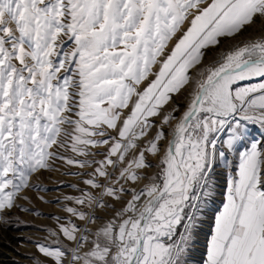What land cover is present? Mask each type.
<instances>
[{"label": "snow or ice", "instance_id": "6c2138e0", "mask_svg": "<svg viewBox=\"0 0 264 264\" xmlns=\"http://www.w3.org/2000/svg\"><path fill=\"white\" fill-rule=\"evenodd\" d=\"M247 125L264 136V0H0V225L50 190L34 177H78L49 264H189L221 163L202 264H264Z\"/></svg>", "mask_w": 264, "mask_h": 264}, {"label": "rangeland", "instance_id": "374dc122", "mask_svg": "<svg viewBox=\"0 0 264 264\" xmlns=\"http://www.w3.org/2000/svg\"><path fill=\"white\" fill-rule=\"evenodd\" d=\"M216 51L215 49L206 50L204 62H210L215 56ZM177 103H185L183 96L177 97ZM246 127L247 140L250 141L253 138L264 139V136L261 135L258 128L252 125H247ZM236 147L237 150H242L244 144H237ZM228 159L231 161L232 170H234L237 162L236 153H229ZM71 170L76 171L75 168ZM229 170L223 163L217 166V174L213 177L212 194L207 198V202L203 205V212L199 216L202 223H198L196 233L193 237V247L190 250L189 264H197L196 259L205 252L206 239L210 235V228L214 222V216L222 206L224 178ZM63 171L64 169H61V172ZM61 172H44L39 177H34V183L42 184L50 190L45 192L27 191L26 194L29 199L18 200L17 203L24 208L34 211H21L20 208H15L8 217V222L0 225L1 230L15 235L9 241V245L3 246L7 253L5 257L7 261L1 264H49L48 259L38 253L35 243H51L54 238L49 236L48 229L55 228L56 224L54 219H50L49 217H55L57 215L63 217L66 215L61 211L60 204L54 201L57 198H60L62 201L64 195H79L75 189L67 186L78 184V177L62 175ZM61 183L63 186H61ZM40 196H43L44 199H39Z\"/></svg>", "mask_w": 264, "mask_h": 264}, {"label": "bare ground", "instance_id": "6f19581e", "mask_svg": "<svg viewBox=\"0 0 264 264\" xmlns=\"http://www.w3.org/2000/svg\"><path fill=\"white\" fill-rule=\"evenodd\" d=\"M14 236H15L14 234L0 229V264L2 262L5 263L7 261V260H5L7 253H6L3 246L9 245V241L12 240ZM203 255L204 254L198 256V258L196 259L197 264L202 263V256Z\"/></svg>", "mask_w": 264, "mask_h": 264}, {"label": "crops", "instance_id": "0c3cea01", "mask_svg": "<svg viewBox=\"0 0 264 264\" xmlns=\"http://www.w3.org/2000/svg\"><path fill=\"white\" fill-rule=\"evenodd\" d=\"M220 208H222V206Z\"/></svg>", "mask_w": 264, "mask_h": 264}]
</instances>
